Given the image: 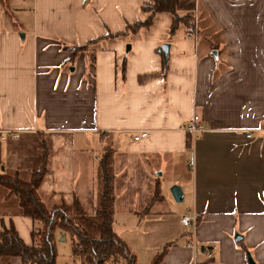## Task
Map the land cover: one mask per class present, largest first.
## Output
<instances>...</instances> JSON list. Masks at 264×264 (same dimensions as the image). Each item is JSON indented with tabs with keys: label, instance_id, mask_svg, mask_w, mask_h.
<instances>
[{
	"label": "crops",
	"instance_id": "0c3cea01",
	"mask_svg": "<svg viewBox=\"0 0 264 264\" xmlns=\"http://www.w3.org/2000/svg\"><path fill=\"white\" fill-rule=\"evenodd\" d=\"M145 1L31 0L28 20L17 22L0 5V131H17L0 133V171L27 180L44 153L37 191L44 206L76 198L92 207L98 164L110 149L111 189H134L125 220L162 223L139 239L146 264L163 249L160 264L190 263L180 223L190 212L198 244L216 248L198 264H246L245 251L264 264V0H185L200 14L195 29L179 24L169 33L171 15L159 12L148 28L122 33ZM192 113L205 125L193 140L184 130ZM141 129L148 136L133 141ZM172 185L183 194L169 211L175 229L151 211L172 205ZM155 186L161 200L142 216ZM143 192L151 195L141 205ZM6 193L0 188V228L11 225L30 245L34 222ZM121 240L138 264L134 245ZM55 253V264H81L72 247L64 260Z\"/></svg>",
	"mask_w": 264,
	"mask_h": 264
},
{
	"label": "trees",
	"instance_id": "16d2710c",
	"mask_svg": "<svg viewBox=\"0 0 264 264\" xmlns=\"http://www.w3.org/2000/svg\"><path fill=\"white\" fill-rule=\"evenodd\" d=\"M192 2L185 0H147L138 7L139 16L127 24L122 31L136 32L148 28L159 12L171 15L169 33L179 24L192 25L194 14ZM1 166V164H0ZM112 161L110 151H105L98 164L96 203L87 212L74 198L70 205L63 204L48 210L38 196V188L46 174V157L43 153L41 163L30 172L27 180H21L16 173L0 171V188L16 201V211L30 217L34 222L31 231V244L26 245L10 225L0 228V264L17 257L21 264H55L54 231L60 229L71 240L72 255L79 258L81 264H135V256L127 249L125 243L113 229L111 195ZM161 196L154 187L151 200L142 209L144 215L149 208L160 201ZM164 249L153 255L149 264H160Z\"/></svg>",
	"mask_w": 264,
	"mask_h": 264
},
{
	"label": "rangeland",
	"instance_id": "374dc122",
	"mask_svg": "<svg viewBox=\"0 0 264 264\" xmlns=\"http://www.w3.org/2000/svg\"><path fill=\"white\" fill-rule=\"evenodd\" d=\"M0 2H1L0 3L1 6L6 5V8L8 10L7 14L10 18V21L17 22V20L18 21L19 20H23V21L28 20V16L30 14L29 8L31 5V0H4V1L0 0ZM199 16H200L199 13L194 12L193 18H192V26L194 29H195V23H194L195 19L197 17L199 18ZM89 144L92 147L97 146L96 145L97 139L95 137H92L91 139H89ZM109 151H110V149L108 150V152ZM110 156H111V151H110ZM111 167L113 170V166H111ZM155 173H160V172L157 171ZM120 189H122V188H112L111 189V195L113 196V199H116L115 200L116 204L114 207L115 210H114V215H113V229H114L115 233L116 232L118 233L119 238L120 237L125 238L127 241H130V243H132L134 245L133 247L137 251V255H138V258H137L138 264H146L147 263L146 262L147 258H145L146 257V255H145L146 251L140 246V244H138L139 239L141 238V240H144L145 242L148 241L150 239L148 235L156 229V226L161 225L162 223H161V221H157V220L148 221V222L142 223V225L140 227H137L136 219L125 220L127 217H124V215L121 214L122 209H125L126 206H129L130 201L134 198L135 194H134V189L131 187H129L127 189L124 188L125 190H121L122 193H120ZM150 195H151V193L150 194H146L145 192L140 193L139 197H138L139 203L141 205H144L145 201H148V199L150 198ZM84 201H85L84 206H83L84 209L87 212H90L91 208L93 206L91 207L89 201H87V200H84ZM170 204H172V205H169V202L167 204V201L162 202V203L158 202V203L154 204L151 211L159 212L160 214H162V217L159 220H165L167 222L169 221L170 229H175L176 224L171 223L172 217L169 216V211L173 207L179 208L180 204L178 202H175L173 200V198L170 199ZM182 230L185 231L186 233H188V229L183 227ZM142 233H143V236H141ZM54 237H55V244H56V246H54V247H56L57 255L60 257V259L64 260L63 256H65V252H67V250L71 248L69 236L66 233H64L63 231H61L60 229H56L54 231ZM167 243H170V242H167ZM167 243L163 244L162 246L165 247L167 245ZM150 245H151V247H157L156 245H158V244H155V242H151ZM245 253H246V251H245ZM77 260H78V258H77ZM81 263H82V261H81ZM123 263H124L123 260H119L118 264H123Z\"/></svg>",
	"mask_w": 264,
	"mask_h": 264
},
{
	"label": "built area",
	"instance_id": "2783aa9c",
	"mask_svg": "<svg viewBox=\"0 0 264 264\" xmlns=\"http://www.w3.org/2000/svg\"><path fill=\"white\" fill-rule=\"evenodd\" d=\"M184 130L189 133L191 139L193 140L198 134H201L205 131V125L202 119L199 117L198 114L192 113L184 127ZM148 130L141 129L136 131L132 136L131 139L133 141H137L143 139L148 136ZM0 133L2 134H9L11 137L17 136V131L13 130H1ZM252 133H246V136H251ZM198 217L195 213L190 212L180 218L181 225L188 229V233L186 235V244L185 246L191 251V261L190 264H198L199 258H204L209 260L212 258L215 252V246L211 245L209 247H201L196 239L195 230L197 225Z\"/></svg>",
	"mask_w": 264,
	"mask_h": 264
},
{
	"label": "water",
	"instance_id": "95a60500",
	"mask_svg": "<svg viewBox=\"0 0 264 264\" xmlns=\"http://www.w3.org/2000/svg\"><path fill=\"white\" fill-rule=\"evenodd\" d=\"M125 48L126 50L129 49V45H126ZM161 51H162L163 59L165 60L167 51H168L167 43H164L161 45ZM0 169L2 170L3 168L0 167ZM169 192L175 202H181L183 194H182L181 188L178 185H172L169 188ZM237 239H239V237L235 236V240ZM245 257H246V264H255V262L253 261V259L251 258L248 252L245 253Z\"/></svg>",
	"mask_w": 264,
	"mask_h": 264
}]
</instances>
